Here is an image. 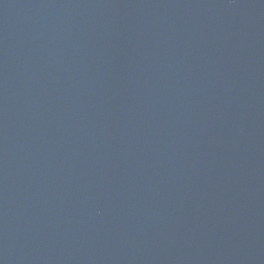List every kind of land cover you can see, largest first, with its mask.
<instances>
[{"label":"water","instance_id":"obj_1","mask_svg":"<svg viewBox=\"0 0 264 264\" xmlns=\"http://www.w3.org/2000/svg\"><path fill=\"white\" fill-rule=\"evenodd\" d=\"M0 264H264V0H0Z\"/></svg>","mask_w":264,"mask_h":264}]
</instances>
